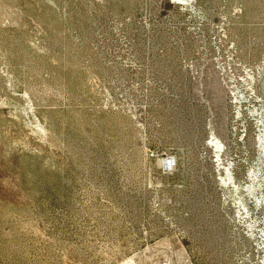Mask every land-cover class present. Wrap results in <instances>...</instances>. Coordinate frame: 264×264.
<instances>
[{
    "label": "rangeland",
    "instance_id": "rangeland-1",
    "mask_svg": "<svg viewBox=\"0 0 264 264\" xmlns=\"http://www.w3.org/2000/svg\"><path fill=\"white\" fill-rule=\"evenodd\" d=\"M0 264H264V0H0Z\"/></svg>",
    "mask_w": 264,
    "mask_h": 264
},
{
    "label": "bare ground",
    "instance_id": "bare-ground-1",
    "mask_svg": "<svg viewBox=\"0 0 264 264\" xmlns=\"http://www.w3.org/2000/svg\"><path fill=\"white\" fill-rule=\"evenodd\" d=\"M240 2H241V0H240ZM244 4V3H243ZM245 10V9H244ZM237 14H238V12H237ZM240 14V13H239ZM240 16V15H239ZM243 16V15H242ZM241 21V20H240ZM260 25V24H259ZM243 26V25H242ZM260 47V46H259ZM250 83V82H249ZM254 86V85H253ZM242 104V103H241ZM243 105V104H242ZM241 110V109H240ZM207 147H208V145H207ZM223 151V150H222ZM190 153V152H189ZM215 155V154H214ZM213 155V156H214ZM224 162V161H223ZM234 164V163H233ZM232 165V164H231ZM224 171V170H223ZM222 175V174H221ZM223 181V180H222Z\"/></svg>",
    "mask_w": 264,
    "mask_h": 264
}]
</instances>
